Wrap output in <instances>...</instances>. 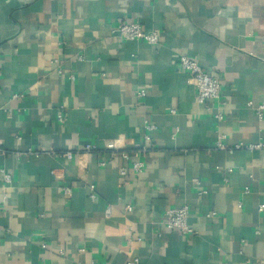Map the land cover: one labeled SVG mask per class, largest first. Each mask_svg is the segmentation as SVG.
<instances>
[{
	"label": "crops",
	"instance_id": "1",
	"mask_svg": "<svg viewBox=\"0 0 264 264\" xmlns=\"http://www.w3.org/2000/svg\"><path fill=\"white\" fill-rule=\"evenodd\" d=\"M123 20L159 42L115 36ZM180 55L221 77L211 110ZM249 101L264 102V0H0V264H264V116ZM147 116L140 173L63 154L139 147ZM182 205L193 234L163 225Z\"/></svg>",
	"mask_w": 264,
	"mask_h": 264
},
{
	"label": "built area",
	"instance_id": "2",
	"mask_svg": "<svg viewBox=\"0 0 264 264\" xmlns=\"http://www.w3.org/2000/svg\"><path fill=\"white\" fill-rule=\"evenodd\" d=\"M115 36L134 41H144L150 44H157L160 39V35L156 30H147L139 22L123 20L120 21L113 29ZM178 67L188 74L189 82L195 88V96L199 103H204L208 109L211 110L212 106L209 104L210 101H221L222 95V83L221 77L214 73V70L205 69L198 61L189 57L188 55H180L178 59ZM73 78V75L71 76ZM138 99H143L147 90L145 87H140L137 90ZM24 93H15L12 95L13 98L23 97ZM249 106H255L253 101L248 102ZM255 111L260 118L264 116V102L255 106ZM216 120L219 122L224 119L223 113L217 111L214 113ZM58 120L60 122L65 121V116L62 112L58 113ZM157 129V125L147 116L144 119V134L143 143L141 146L136 148H130L129 141L124 136H118L106 142L105 145L101 146L97 141L86 142L83 149L74 151H65L63 154L68 158H73L74 155H80L82 153H93L95 151H111V153L99 154V164L102 166L113 162L116 158H121L128 162L133 170L137 173L143 171V161L141 156L150 150L154 149V144L152 140V134ZM222 136H219L215 147L218 149H257L262 148L263 143H237L234 147L227 146L222 140ZM2 150L0 145V151ZM130 150V151H129ZM134 156L136 158H134ZM4 175V180L6 183H11L13 180V175L11 172L2 168L1 170ZM229 171H232L230 168ZM121 174L125 175L126 170L122 169ZM199 182L198 179H195ZM94 186L92 185V188ZM66 192H70V188H65ZM205 190H201L200 193H205ZM95 193L91 194V197H95ZM131 209V205L127 207ZM261 209L264 207L261 206ZM212 214V213H211ZM214 214V213H213ZM189 218V207L187 205H182L179 207L168 209L163 221V225L168 229H174L182 232L183 234H193L194 229L188 223ZM126 264H145L138 256L131 255Z\"/></svg>",
	"mask_w": 264,
	"mask_h": 264
},
{
	"label": "trees",
	"instance_id": "3",
	"mask_svg": "<svg viewBox=\"0 0 264 264\" xmlns=\"http://www.w3.org/2000/svg\"><path fill=\"white\" fill-rule=\"evenodd\" d=\"M103 153L109 154V153H111V151H95V152H93V154L96 155L97 157L99 154H103Z\"/></svg>",
	"mask_w": 264,
	"mask_h": 264
}]
</instances>
